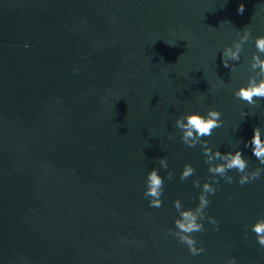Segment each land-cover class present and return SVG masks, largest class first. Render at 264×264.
<instances>
[{
  "label": "water",
  "instance_id": "obj_1",
  "mask_svg": "<svg viewBox=\"0 0 264 264\" xmlns=\"http://www.w3.org/2000/svg\"><path fill=\"white\" fill-rule=\"evenodd\" d=\"M245 27L252 39L230 72L222 52ZM258 36L264 0H0V264H264L251 231L264 173L244 186L235 171L220 179L205 209L219 230L205 219L194 234L202 254L169 234L173 201L195 208L192 181L212 178L178 118L220 111L208 146L262 167L245 144L256 127L264 139V100L233 94L253 75ZM185 163L196 172L181 181ZM154 167L158 209L143 195Z\"/></svg>",
  "mask_w": 264,
  "mask_h": 264
},
{
  "label": "clouds",
  "instance_id": "obj_2",
  "mask_svg": "<svg viewBox=\"0 0 264 264\" xmlns=\"http://www.w3.org/2000/svg\"><path fill=\"white\" fill-rule=\"evenodd\" d=\"M245 11V6L241 3L237 8V13L242 15ZM240 40L233 41L232 46L225 47L221 62L224 68L230 72L236 70V63L240 61V53L243 45L249 42L251 31L248 27L242 30L239 34ZM233 46L235 51H233ZM256 52L251 57L250 70L253 75H250L246 85H243L234 91V96L248 105L255 106L258 100H264V36H258L254 39ZM221 112L218 110L209 109L206 114L201 115L197 112L185 114L175 121V127L180 131V140L188 148H195L198 144L201 145L202 154L205 157V163L208 165V173L211 174V182L200 183V178L192 181L193 186L201 188L198 196V204L195 208L184 209L181 199L177 198L173 201V207L177 212V218L174 220L175 231L169 230V234L173 235L178 241L185 245L192 256H198L204 252V248L197 247L195 233L205 231L203 221L207 219L208 223L216 226L218 231V222L211 216H206L205 209L209 207L211 201L210 195H215L219 188L216 187L220 183V179L231 184L234 182V177L229 175L235 171L238 175L236 181L240 186L251 183L257 180L264 173V139L260 127L253 129V136L250 141L245 144V147L250 148L253 156L262 167H256L255 170L249 171V162L244 158L242 151H229L221 153L218 150L213 151L208 146V141L204 138L210 137L214 130L223 126ZM247 113H245V117ZM172 139L171 136L168 137ZM160 168L167 170L169 165L167 158H159ZM160 169L152 168L146 176L144 197L148 199L150 208H161L163 206V192L165 179L159 174ZM196 169L190 164L185 163L180 174V180L185 181L195 175ZM217 177L219 179H217ZM173 174L168 172L167 179L171 181ZM251 231L255 234L256 242L264 248V218L258 219L251 227ZM227 264H236L235 259H230Z\"/></svg>",
  "mask_w": 264,
  "mask_h": 264
}]
</instances>
